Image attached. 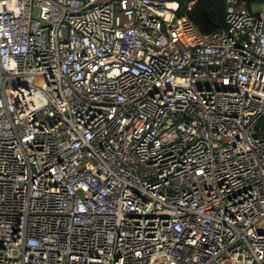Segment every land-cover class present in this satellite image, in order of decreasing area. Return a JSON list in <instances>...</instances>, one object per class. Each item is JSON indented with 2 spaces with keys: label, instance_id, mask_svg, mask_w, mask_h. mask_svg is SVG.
Instances as JSON below:
<instances>
[{
  "label": "built area",
  "instance_id": "2783aa9c",
  "mask_svg": "<svg viewBox=\"0 0 264 264\" xmlns=\"http://www.w3.org/2000/svg\"><path fill=\"white\" fill-rule=\"evenodd\" d=\"M0 0V264H264V0Z\"/></svg>",
  "mask_w": 264,
  "mask_h": 264
},
{
  "label": "trees",
  "instance_id": "16d2710c",
  "mask_svg": "<svg viewBox=\"0 0 264 264\" xmlns=\"http://www.w3.org/2000/svg\"><path fill=\"white\" fill-rule=\"evenodd\" d=\"M185 5L190 0H177ZM192 11L188 12L190 20L205 35L224 30L226 23L227 0H196Z\"/></svg>",
  "mask_w": 264,
  "mask_h": 264
}]
</instances>
